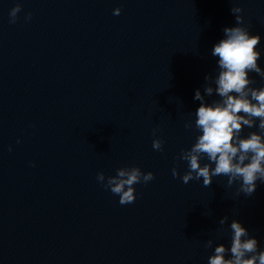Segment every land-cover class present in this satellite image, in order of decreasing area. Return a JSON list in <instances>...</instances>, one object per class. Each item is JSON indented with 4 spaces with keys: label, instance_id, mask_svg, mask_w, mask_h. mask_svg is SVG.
Returning <instances> with one entry per match:
<instances>
[{
    "label": "water",
    "instance_id": "1",
    "mask_svg": "<svg viewBox=\"0 0 264 264\" xmlns=\"http://www.w3.org/2000/svg\"><path fill=\"white\" fill-rule=\"evenodd\" d=\"M231 7L261 37L264 70V0H0V264H208L233 219L264 250V184L246 197L226 176L182 181ZM132 166L155 178L120 205L97 173Z\"/></svg>",
    "mask_w": 264,
    "mask_h": 264
},
{
    "label": "clouds",
    "instance_id": "2",
    "mask_svg": "<svg viewBox=\"0 0 264 264\" xmlns=\"http://www.w3.org/2000/svg\"><path fill=\"white\" fill-rule=\"evenodd\" d=\"M21 10L19 3L10 10V23H16ZM230 11L235 14L236 24L223 29V38L211 50V55L218 58V75H206L204 94L199 89L194 94V100L200 101L195 111V129L200 134L190 149L181 150L179 158L188 162V171L182 176L184 184L203 178V186L208 187L213 177L226 176L227 186L239 184L237 195L243 193L251 197L257 189V181L264 184V87H251L255 80L249 75L256 73L264 77V70L258 64L261 52L257 46L261 37L250 34L243 16L239 15L243 11L241 7H231ZM120 13V8L113 11L114 15ZM31 15L28 13L25 19L30 20ZM214 93L219 99L205 102V96L211 97ZM257 118L259 132L253 131L242 137L243 127L253 128ZM184 126L191 129L193 124L189 121ZM156 131L153 129V136ZM163 143L162 139L156 138L152 147L162 152ZM205 158L208 162L201 165ZM172 175L174 178L179 176L176 168L172 169ZM154 178L152 172L144 173L136 166L119 168L115 176L105 177L103 172H99L96 177L105 189L119 197L120 205L134 203L135 185L147 184ZM227 220L225 216L219 224L223 226ZM230 229V248L224 244L217 245L214 254L208 258V264H264V250L258 251L259 242L249 235L247 228L233 219ZM212 245L210 239L205 247L211 248ZM229 253L230 258H226Z\"/></svg>",
    "mask_w": 264,
    "mask_h": 264
}]
</instances>
